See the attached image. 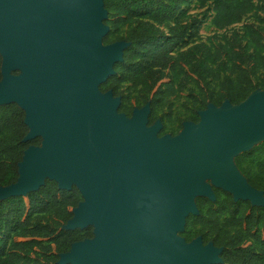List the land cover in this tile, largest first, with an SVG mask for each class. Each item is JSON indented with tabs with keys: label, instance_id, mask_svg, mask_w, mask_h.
Segmentation results:
<instances>
[{
	"label": "water",
	"instance_id": "95a60500",
	"mask_svg": "<svg viewBox=\"0 0 264 264\" xmlns=\"http://www.w3.org/2000/svg\"><path fill=\"white\" fill-rule=\"evenodd\" d=\"M103 0H0V105L16 103L40 137L18 163L15 183L0 200L37 191L45 180L73 186L82 200L64 229L92 227L58 264H219L222 248L181 237L195 199L215 201L216 188L234 201L264 207L234 158L264 141V89L236 105L224 100L198 111L175 136L148 126L149 103L130 117L120 98L99 85L114 74L129 42L102 44L108 27Z\"/></svg>",
	"mask_w": 264,
	"mask_h": 264
},
{
	"label": "trees",
	"instance_id": "16d2710c",
	"mask_svg": "<svg viewBox=\"0 0 264 264\" xmlns=\"http://www.w3.org/2000/svg\"><path fill=\"white\" fill-rule=\"evenodd\" d=\"M201 6L212 4L211 24L225 29L253 9L252 0H196ZM188 0H103L107 11V38L127 28L124 40L130 45L123 59L113 65L114 74L102 86L114 94L122 82L136 90L129 107L119 110L129 115L133 108L149 103L148 124L156 118L169 98L185 99L193 110L208 104L220 106L226 99L236 105L257 89H264V38L251 31L249 39L260 47L262 56L242 45L191 43L197 30L196 20H185L183 6ZM148 11L147 21L141 20ZM0 55V80L1 76ZM261 71V77H256ZM131 96V95H129ZM131 100V99H130ZM25 113L16 103L0 105V188L16 182L18 163L29 146L40 145L41 138L24 141L29 129ZM169 131L164 126L160 135ZM264 142L234 158L246 181L264 195ZM220 193L223 194L221 197ZM215 201L195 199L198 215L186 218L181 235L189 240L200 236L202 242L222 248L219 264H264V207L214 189ZM82 200L72 187L59 189L55 181L45 180L25 196L0 200V264H58L59 255L75 242L91 238L92 227L64 229L73 209ZM198 226V228H197ZM193 229H196L193 231Z\"/></svg>",
	"mask_w": 264,
	"mask_h": 264
},
{
	"label": "rangeland",
	"instance_id": "374dc122",
	"mask_svg": "<svg viewBox=\"0 0 264 264\" xmlns=\"http://www.w3.org/2000/svg\"><path fill=\"white\" fill-rule=\"evenodd\" d=\"M252 3H253V9L244 16H242L240 21L231 24L225 29H216L211 24V18L213 15L212 4L207 3L206 5L201 6L196 0H188V2L183 6V9L186 10L185 20L186 21H189L191 19L196 20V23L198 25L197 30L193 34V37L191 38L190 42L204 43L211 47H214L216 45H225V46L232 44L242 45L246 48L247 51L253 52L256 54V56L261 57L262 56L261 48L254 45V43L249 39V35L251 31H258L259 37L261 38V42H263L262 39L264 38V0H252ZM147 15H148V11L144 12L140 19L143 21H147ZM105 20H103V24L108 27V25L105 24ZM108 31H109V27L107 33ZM126 31L127 28H121L119 29V31L111 34V36L107 38V41L104 42L103 38L107 35L106 33L102 38V44L106 46L118 41L126 42L124 40ZM261 75H262L261 71L259 70L257 72L256 77L259 78L261 77ZM104 83L99 85L98 87L99 91L101 93H106L108 91L112 92V90L109 89L111 83L107 84V86H102ZM134 93H136V90L130 89L129 84L127 82H122L120 84V87L117 88V94H114L112 92L114 97L120 98V104L122 102L125 107H129L130 102L133 100L132 95H134ZM185 94L186 93H184V95L181 98L167 99L165 102L162 103L163 104L162 108L156 112V118L153 123L155 122L159 123V132H158L159 137H162L164 135L175 136L182 130V124L184 122L197 123L199 121V116L197 122L191 120V118L193 117V110H191V108L189 107L187 100L185 99L186 98ZM135 108H133L132 111ZM132 111L129 115H127L126 112L119 110V106L117 109V113L125 114L128 117L131 116ZM152 124H148V126H151ZM164 126H166L167 129H169V131L160 135V131ZM262 142L264 141L254 144L245 152L250 151L253 147H255L256 145ZM258 158L264 159V155L261 154L259 155ZM205 183L212 188L213 192L214 189H219L221 192L224 191L221 188H216L212 184L211 180H205ZM220 195L221 197H223L222 193H220ZM195 230L196 229H193V231ZM180 236L183 237L182 235ZM198 237L200 236H194L193 234L189 240H186L184 237L183 238L187 243H189L190 241Z\"/></svg>",
	"mask_w": 264,
	"mask_h": 264
}]
</instances>
